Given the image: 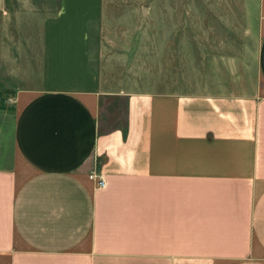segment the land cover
I'll return each instance as SVG.
<instances>
[{"label":"crops","instance_id":"obj_1","mask_svg":"<svg viewBox=\"0 0 264 264\" xmlns=\"http://www.w3.org/2000/svg\"><path fill=\"white\" fill-rule=\"evenodd\" d=\"M105 6L18 9L0 39V264H264V0Z\"/></svg>","mask_w":264,"mask_h":264},{"label":"rangeland","instance_id":"obj_2","mask_svg":"<svg viewBox=\"0 0 264 264\" xmlns=\"http://www.w3.org/2000/svg\"><path fill=\"white\" fill-rule=\"evenodd\" d=\"M7 17L3 23H0V39L10 42L14 35L12 23V13L18 9L34 8L41 11H51L55 8L57 0H6ZM109 14L114 20H166L165 0H105ZM196 0H189V20H196L197 13ZM179 11V10H178ZM208 11V10H207ZM205 12L201 10V14ZM208 15H212V12ZM1 51V46H0ZM1 68V67H0ZM0 71V94L9 98L18 91L20 85L18 75L5 71L6 67L2 66ZM12 74V75H11ZM17 76V77H16ZM12 102V99H9ZM111 102V101H109ZM106 103H102L103 108ZM113 107L117 104L111 102ZM107 105V104H106ZM108 106V105H107ZM110 107V106H109ZM119 111L109 110L108 117L112 123L122 121V106L118 104ZM8 110V109H7ZM15 110H13V114Z\"/></svg>","mask_w":264,"mask_h":264},{"label":"built area","instance_id":"obj_3","mask_svg":"<svg viewBox=\"0 0 264 264\" xmlns=\"http://www.w3.org/2000/svg\"><path fill=\"white\" fill-rule=\"evenodd\" d=\"M89 179H95L97 181V186L98 187H102L104 185V182L102 180V178L98 177L96 174L94 173H90L88 175Z\"/></svg>","mask_w":264,"mask_h":264}]
</instances>
